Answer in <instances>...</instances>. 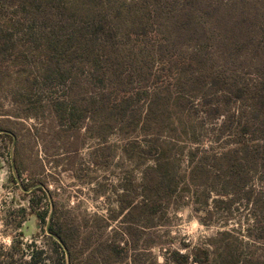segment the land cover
<instances>
[{
	"label": "rangeland",
	"instance_id": "obj_1",
	"mask_svg": "<svg viewBox=\"0 0 264 264\" xmlns=\"http://www.w3.org/2000/svg\"><path fill=\"white\" fill-rule=\"evenodd\" d=\"M21 7L0 0L7 40L0 56V244L22 240L43 250L48 264H176L174 253L214 250L223 238L251 243V207L203 202V189L186 185L188 150L209 151L214 125L194 115L195 138L169 134L185 120L179 86L167 79L158 105L141 98L133 123L106 118L98 87L99 102L87 112V68L77 63L65 81L53 76L52 52L41 40L52 23ZM159 160L164 176L149 183ZM49 222L59 236L47 233Z\"/></svg>",
	"mask_w": 264,
	"mask_h": 264
},
{
	"label": "trees",
	"instance_id": "obj_2",
	"mask_svg": "<svg viewBox=\"0 0 264 264\" xmlns=\"http://www.w3.org/2000/svg\"><path fill=\"white\" fill-rule=\"evenodd\" d=\"M8 1L12 6L17 0ZM20 2L30 18L52 23L41 40L52 52L48 71L53 76L65 81L77 63L87 68V112L101 96L106 118L133 123L139 100L158 105L159 88L168 79L179 86L185 102V120L170 135L179 131L185 141L195 138L190 116L213 123L209 151L188 150L186 185L203 189V202L213 200L228 209L240 202L251 207L253 218L245 227L251 243L223 238L212 242L214 250L176 252L173 261L264 264V0ZM3 25L0 20V56L7 50ZM93 87H98V96H93ZM196 102L199 110L193 106ZM64 105L58 101L57 109L65 110ZM163 171L159 160L148 170L154 177L149 183L156 184ZM172 175L169 182L176 186ZM50 231L59 236L52 227ZM55 244L65 260L68 252ZM32 248L15 238L9 246L0 244V264H48L45 252Z\"/></svg>",
	"mask_w": 264,
	"mask_h": 264
},
{
	"label": "water",
	"instance_id": "obj_3",
	"mask_svg": "<svg viewBox=\"0 0 264 264\" xmlns=\"http://www.w3.org/2000/svg\"><path fill=\"white\" fill-rule=\"evenodd\" d=\"M3 133H6V134H10V135H12L13 138H14V143H15V137H14V135H13L12 133H10V132H8V131H4ZM49 225H50V222L48 223L47 233L50 234V235L52 236V234H51L50 231H49ZM59 242H60V244L62 245L61 241H59ZM62 246H63V245H62ZM65 250H66V249H65ZM67 256H68V255H67Z\"/></svg>",
	"mask_w": 264,
	"mask_h": 264
}]
</instances>
